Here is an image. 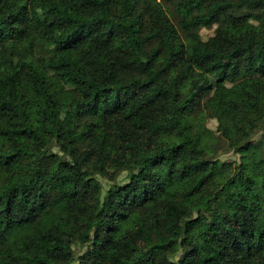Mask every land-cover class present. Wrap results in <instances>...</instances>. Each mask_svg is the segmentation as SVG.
<instances>
[{
  "label": "trees",
  "instance_id": "obj_1",
  "mask_svg": "<svg viewBox=\"0 0 264 264\" xmlns=\"http://www.w3.org/2000/svg\"><path fill=\"white\" fill-rule=\"evenodd\" d=\"M183 2L205 11L181 37ZM217 22L244 33L198 36ZM244 71L264 74V0H0V264H264V147L227 133L264 129Z\"/></svg>",
  "mask_w": 264,
  "mask_h": 264
},
{
  "label": "rangeland",
  "instance_id": "obj_2",
  "mask_svg": "<svg viewBox=\"0 0 264 264\" xmlns=\"http://www.w3.org/2000/svg\"><path fill=\"white\" fill-rule=\"evenodd\" d=\"M164 9L167 11V17L170 23L173 25L176 31L182 37V33L186 31L187 24L190 22V16L192 14H201L205 11V4H194L189 2H183L178 4H167ZM145 20L148 24L153 25L156 22V17L150 14L145 15ZM225 33H232L236 36H240L244 33V28L238 24L234 23H224L217 22L213 23L208 27H201L197 30L198 36L202 40H207L212 36H218ZM195 73L193 80L197 84L210 83L215 84L217 82V76L214 72H204L201 71L196 65H194ZM241 79L245 82L252 83L254 85L264 84V74L262 77H258L255 73L251 71L242 72ZM254 94H256L261 101H264V89L255 87L253 89ZM203 99L195 107V117L198 128L208 135L218 136L217 124L214 120L209 119L203 109ZM236 127L239 128L242 133L251 132V139L255 142H260L264 147V129L261 125H255L248 123L240 113H237L234 117V124L228 126V136L232 137L235 135ZM55 152H59L56 148H53ZM61 156L63 153H59ZM217 159L220 161H235L236 156L231 150L221 149L217 153ZM96 179L102 186V195L111 188L113 185L123 184L127 181V174L125 172L118 174L114 178H105L101 176H96ZM84 249L78 250L79 254L83 252ZM178 255L173 258L176 261Z\"/></svg>",
  "mask_w": 264,
  "mask_h": 264
}]
</instances>
